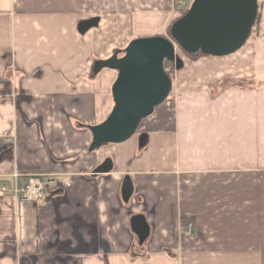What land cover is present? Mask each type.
<instances>
[{"label":"crops","instance_id":"1","mask_svg":"<svg viewBox=\"0 0 264 264\" xmlns=\"http://www.w3.org/2000/svg\"><path fill=\"white\" fill-rule=\"evenodd\" d=\"M157 1L168 18L173 0H0V264H264V83L211 94L229 77L264 81L255 48L237 73L219 68L228 56H179L175 94L129 140L89 152L118 76L93 64L164 34L165 18L152 33L135 19ZM92 13L99 26L80 34ZM108 157L113 171L95 174ZM15 172L46 181V206L2 192Z\"/></svg>","mask_w":264,"mask_h":264},{"label":"water","instance_id":"2","mask_svg":"<svg viewBox=\"0 0 264 264\" xmlns=\"http://www.w3.org/2000/svg\"><path fill=\"white\" fill-rule=\"evenodd\" d=\"M259 14V0H194L188 13L171 28V38L142 37L132 40L122 51L93 64L96 76L104 69L118 72L112 87L114 107L100 124L90 128L93 139L89 152L108 144H120L133 137L143 120L163 104L173 90V80L165 70L166 60L183 66L177 47L189 54L202 53L226 57L239 51L249 40ZM100 18L83 20L80 34L99 26ZM122 55V56H121ZM146 135L141 136V144ZM114 163L108 157L95 174L112 172ZM134 187L129 176L124 179L122 197L129 202ZM132 228L142 244L150 234L146 218H132Z\"/></svg>","mask_w":264,"mask_h":264},{"label":"rangeland","instance_id":"3","mask_svg":"<svg viewBox=\"0 0 264 264\" xmlns=\"http://www.w3.org/2000/svg\"><path fill=\"white\" fill-rule=\"evenodd\" d=\"M193 1L194 0H190V2H189V0H188L190 6H191ZM157 3L159 5V10H154L152 12H148V11L143 12V13L152 14V15L138 16L135 18L138 22V26H142V25L144 27L150 26L151 30L138 28V31H144L147 33H152V32H157L160 29V26H162V23H163L164 18H165L164 16L167 14L168 11L164 8V2H158L157 1ZM259 4L263 6L264 0H259ZM259 10H261V12H262L261 16H260V22L256 26L253 27L252 34H251L249 40L244 45V47L240 51H238L239 53H235L233 55L228 56L227 58L221 59L220 62H222V63H220V64H222V65L218 64L220 69L226 68L227 67L226 64H228L229 65L228 68H231L230 66H232L233 69L236 70L235 73H237V71H239L237 69L238 68L240 69L242 67V66L241 67L238 66V63H239L238 56H239V58H242V56H241L242 54L249 52L251 49L253 50V48H255V56L254 57H255V64H256V73L258 74V76L260 78L264 77V7H262V9H260V7H259ZM94 14L95 13H92L91 17H95ZM178 15L179 14L173 12V8H172L170 16L168 18H165V20H167L166 29H165L164 34H161V36L171 38V36L168 35V33H167V27ZM98 29L101 30L100 28H98ZM92 32L97 33L99 31L93 30ZM146 37H152V36H146ZM140 38H142V37H140ZM176 47H177V54L179 56H181L183 59L184 58L187 59L184 56L181 48L178 46H176ZM176 73L177 72L175 71L173 83H175ZM241 80H244V79H231L229 77V78L224 80V83H222L221 87L227 88V87H230L231 85L233 86L235 83L240 82ZM241 84L247 85V83H241ZM221 87L219 86L218 88H221ZM173 94H175L174 88H173L170 95H173ZM146 122L147 121H145L143 123L141 128H145L146 126H149L150 123L149 122L146 123ZM137 132H139V130Z\"/></svg>","mask_w":264,"mask_h":264},{"label":"built area","instance_id":"4","mask_svg":"<svg viewBox=\"0 0 264 264\" xmlns=\"http://www.w3.org/2000/svg\"><path fill=\"white\" fill-rule=\"evenodd\" d=\"M188 0H173V12L180 14L183 10L189 7ZM12 177L15 179L14 186H2L1 190L5 194H12L21 202H34L40 207L47 204L46 181L39 175H30L24 181H20L22 175L15 172ZM186 233L192 235L194 224L189 222L186 226Z\"/></svg>","mask_w":264,"mask_h":264},{"label":"trees","instance_id":"5","mask_svg":"<svg viewBox=\"0 0 264 264\" xmlns=\"http://www.w3.org/2000/svg\"><path fill=\"white\" fill-rule=\"evenodd\" d=\"M259 7L260 9H262V7H264V4L263 6L259 4ZM190 9V6L183 10L170 24L169 26L167 27V33L168 35L171 36V28H172V25L178 21L179 19H181L182 17H184L188 11ZM261 10H259V14H258V18H257V21L255 23V26L260 22V16H261ZM182 50V49H181ZM184 56L189 59L190 61H193V62H196L202 58H205V57H212L210 55H206L204 53H202L201 51H199L198 53H195V54H189L187 52H185L184 50H182ZM178 55V54H177ZM179 56V55H178ZM164 66H165V70L167 71V73L169 74V76L171 77V79L174 81V72L176 71V65L175 63L173 62H170L168 60L165 61L164 63ZM224 83V82H223ZM241 83H247V85H243ZM264 83L263 80H258L257 78H250V79H244V80H241L240 82H237L235 83L232 87H241L243 88L244 86H248V85H255L256 87L260 84V86H262ZM225 88H218V87H212L211 88V94L213 97H216L219 93H221ZM218 93V94H217ZM186 221V220H185Z\"/></svg>","mask_w":264,"mask_h":264}]
</instances>
